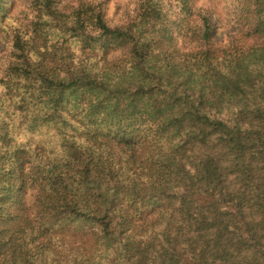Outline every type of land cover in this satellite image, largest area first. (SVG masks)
Returning a JSON list of instances; mask_svg holds the SVG:
<instances>
[{
	"label": "trees",
	"instance_id": "obj_1",
	"mask_svg": "<svg viewBox=\"0 0 264 264\" xmlns=\"http://www.w3.org/2000/svg\"><path fill=\"white\" fill-rule=\"evenodd\" d=\"M13 1L0 264H264V0Z\"/></svg>",
	"mask_w": 264,
	"mask_h": 264
},
{
	"label": "rangeland",
	"instance_id": "obj_2",
	"mask_svg": "<svg viewBox=\"0 0 264 264\" xmlns=\"http://www.w3.org/2000/svg\"><path fill=\"white\" fill-rule=\"evenodd\" d=\"M98 2L103 1V10L107 16V18L110 20L111 23H116L122 20L128 13L131 12L133 9V0H96ZM24 1L23 0H14L11 3V6L13 5L12 11L14 14L17 13L19 10L25 8L23 6ZM205 5H210V7H213V2L205 1ZM202 2H198V5H201ZM218 35L217 38L219 40H226L231 36V33L233 32V27L230 24V22L227 20L225 22H221L218 25Z\"/></svg>",
	"mask_w": 264,
	"mask_h": 264
}]
</instances>
